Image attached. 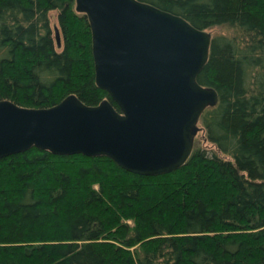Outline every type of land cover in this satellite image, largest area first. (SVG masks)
<instances>
[{
  "label": "trees",
  "instance_id": "16d2710c",
  "mask_svg": "<svg viewBox=\"0 0 264 264\" xmlns=\"http://www.w3.org/2000/svg\"><path fill=\"white\" fill-rule=\"evenodd\" d=\"M143 1L235 32L212 38L198 75L219 101L190 158L142 175L35 146L1 157L0 264H264V0ZM69 94L119 109L96 83L87 15L75 0H0V99L49 107Z\"/></svg>",
  "mask_w": 264,
  "mask_h": 264
},
{
  "label": "water",
  "instance_id": "95a60500",
  "mask_svg": "<svg viewBox=\"0 0 264 264\" xmlns=\"http://www.w3.org/2000/svg\"><path fill=\"white\" fill-rule=\"evenodd\" d=\"M92 30L95 105L69 94L49 107L0 99V158L37 147L54 154L108 156L122 168L158 175L190 158L199 121L219 101L201 84L212 33L143 0H75ZM58 43L60 37L56 29Z\"/></svg>",
  "mask_w": 264,
  "mask_h": 264
},
{
  "label": "rangeland",
  "instance_id": "374dc122",
  "mask_svg": "<svg viewBox=\"0 0 264 264\" xmlns=\"http://www.w3.org/2000/svg\"><path fill=\"white\" fill-rule=\"evenodd\" d=\"M58 11L52 10L50 12V21L51 24L54 26L56 23H58ZM209 31H211L212 36H218V35H233L235 32L232 28H229L225 25H217L212 28H208ZM200 137V132L197 134V139Z\"/></svg>",
  "mask_w": 264,
  "mask_h": 264
}]
</instances>
